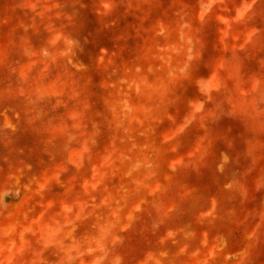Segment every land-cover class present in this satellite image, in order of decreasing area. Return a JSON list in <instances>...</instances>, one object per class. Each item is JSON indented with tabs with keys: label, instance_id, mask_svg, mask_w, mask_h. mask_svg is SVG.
Wrapping results in <instances>:
<instances>
[{
	"label": "rangeland",
	"instance_id": "1",
	"mask_svg": "<svg viewBox=\"0 0 264 264\" xmlns=\"http://www.w3.org/2000/svg\"><path fill=\"white\" fill-rule=\"evenodd\" d=\"M226 1L0 0V264H264V71L216 65L264 2Z\"/></svg>",
	"mask_w": 264,
	"mask_h": 264
},
{
	"label": "crops",
	"instance_id": "2",
	"mask_svg": "<svg viewBox=\"0 0 264 264\" xmlns=\"http://www.w3.org/2000/svg\"><path fill=\"white\" fill-rule=\"evenodd\" d=\"M231 2V3H234L233 5L229 6L228 5V2ZM227 0L226 3H225V9H237V12L238 10H240L239 8L243 9H247V8H251V1L249 0ZM258 2H264V0H256ZM221 3H223L224 5V0H220ZM248 2V3H246ZM222 8H224V6H222ZM245 13V12H244ZM243 23V26L244 27H247V24L245 22H242ZM229 25V24H227ZM249 27V26H248ZM225 33H228V32H225ZM232 39L234 40H238L239 39V36H231ZM248 36L245 35L243 37V39H247ZM264 54V53H263ZM262 52H256L255 50L253 49H247V48H230V49H222L220 51V55H219V59L218 61L216 62V65L218 66H223L224 63H225V56H230V58H233V57H236V58H241V59H236V60H232L230 62H227L225 63V65L228 63V64H231V65H234V66H239L240 64L241 65H245L246 63L247 64H250V65H253L255 64L259 71H264V60H261L258 59V57H262ZM264 57V56H263ZM238 70V69H237ZM241 70V69H240Z\"/></svg>",
	"mask_w": 264,
	"mask_h": 264
}]
</instances>
